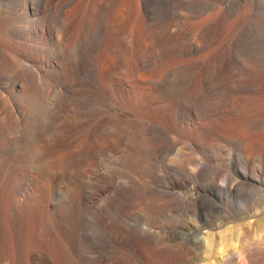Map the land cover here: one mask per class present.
I'll return each mask as SVG.
<instances>
[{"label":"rangeland","instance_id":"1","mask_svg":"<svg viewBox=\"0 0 264 264\" xmlns=\"http://www.w3.org/2000/svg\"><path fill=\"white\" fill-rule=\"evenodd\" d=\"M56 3V0H47L36 5L37 13H45L51 20L53 40L60 28H56L60 24L53 14ZM148 4H151L148 10L154 14L145 21L142 33L146 37L142 33L140 37L135 31L140 23V11L136 9L123 13L118 23H106L107 27L103 25L100 31H96L83 57L77 53L80 52L79 39L70 42L73 45L69 43L74 48L70 47L71 52L80 56L87 80L76 87V99L70 103L65 119L60 120L59 135L50 137L43 159L31 171L34 176L43 178L40 198L22 201L6 217L11 223L23 225L25 235L38 249L28 259V264H71L60 258L70 241L64 231L65 224L76 228L75 236L81 248L92 246L96 250L84 252L94 259L95 264H164L163 260L174 254L171 247H164L167 232L186 229L194 206L209 200L208 195L217 199L216 194L226 173H231L228 183L240 180L236 172L238 164L233 160L242 157L245 144L250 152L264 147V0H151ZM217 10L224 11V23L219 20ZM70 16L73 15L65 17L66 26L70 18L69 27L74 21ZM9 21L6 26H0V91L6 95L9 92L16 100L23 101L26 99L24 92L16 91L18 88L14 89L12 84L26 77L22 67L32 64L29 61L33 56L30 45L41 41L42 36L22 29L16 33L13 23L17 25L18 22ZM206 23H215L207 38L203 36ZM160 32L171 36L166 46L160 44L158 47L155 43ZM136 39L138 42L134 41ZM124 40L133 42L128 46ZM102 55L108 60L103 73L99 72L97 63ZM10 57L14 63L8 60ZM203 58L216 67L227 62L222 64L226 68L223 74L220 72L223 77L219 73V80L205 89L199 80L204 74L203 65L199 63ZM137 62L139 65L146 63L142 67L146 73L160 63H165L169 70L161 81L145 79L136 94L135 84L123 82V78L132 74ZM45 86L50 92L56 87L53 84ZM193 99L200 102L210 100L214 105L198 104L191 121L185 117L186 111L180 105L183 102L191 105ZM4 102H0V106H5L0 107V137L17 136L21 120H15L7 109L11 107L9 102ZM74 119H78L79 130L74 129ZM84 126L93 127L91 137ZM104 141L105 146H99ZM87 142L95 144L92 152L78 166L64 170L63 178L57 179L58 173L65 169L66 159L86 147ZM186 158L205 164L209 175L200 171L193 173L194 162L181 161ZM243 160L242 165L250 167L252 160L245 157ZM213 173L218 175L217 187L209 184ZM3 178L4 174H1L0 181ZM33 183L29 181L30 185ZM181 196L188 198L189 203L181 204ZM260 202L264 207V200ZM55 206L67 217L63 225L46 221ZM76 214L79 217L77 226L74 224ZM256 218L263 228L264 212L258 211ZM239 222L233 220L202 231L205 234L212 232L218 239L223 233L237 230ZM110 235L120 248L118 255L101 256L99 254L108 250ZM229 245L236 248V238ZM211 260L210 264H219L220 257Z\"/></svg>","mask_w":264,"mask_h":264},{"label":"bare ground","instance_id":"2","mask_svg":"<svg viewBox=\"0 0 264 264\" xmlns=\"http://www.w3.org/2000/svg\"><path fill=\"white\" fill-rule=\"evenodd\" d=\"M56 1H57L56 3L57 5L56 8L53 10L54 11L53 14L55 15L57 22L60 24V26L58 25V27L56 28L59 27L60 28L59 30H56L58 31V33L56 32L57 33L56 39L53 40L55 37L53 38L52 35L53 32L51 31V28L53 30V27L51 26L52 23L50 18H47V15L45 13L40 15L36 11V5L45 3L47 2V0H0V26H6V23L10 22L9 20H15L18 23L17 25L13 23L14 32L19 33L21 32L22 29V30L30 31L31 34L33 35H39L38 33H41L42 36L41 41L38 40L39 42H36L34 44H31L30 42L31 45L29 44L30 45L29 49L31 52L30 54H32L33 56L30 55L32 58L29 57V61L32 62V64L30 63L25 67H22V69L24 68V72H25L24 74H26V77L19 82L12 78L14 81L17 82L12 84L13 88L14 89L18 88L16 89V91L17 90L23 91L26 99L23 101L16 100L14 98L15 96L14 97L12 96L13 94L11 95L8 92V94L6 95L3 92H1L2 90L0 91V102H3L4 104L5 103L4 101H8L10 104L9 106L11 107L7 109H10L11 114L14 117H16L15 120L19 121L20 119L22 123L21 127L19 129L17 128L19 135L7 136L4 138L0 137V175L4 174L3 180L0 181V264H28V259L38 251L32 239L30 240L25 235L23 230L24 228L23 225L18 223H11L7 220L6 217L9 216L11 212L16 210V208L22 203V201L25 202L36 201L38 198H40L39 197L41 195L40 188L43 178L41 179L39 175L36 174L34 176L33 175L34 172L32 174L31 171L33 168H35L38 165L37 163L43 159L46 149H48L47 147L48 145H50L49 143L51 142L50 137L55 134L59 135L61 123H62V121L60 120L65 119V117L67 116L65 114L66 111H68L70 103L74 102V100L76 99L74 96V91L76 90V87H78V85L82 81L87 80V76H85L87 74L83 72L84 70H82L80 65L81 63L80 62L81 60L79 58L80 56L77 57L73 52H71L72 47L71 45L69 46V43L70 42L75 43L74 42L76 41L75 39L77 40L79 39L78 46L80 52L77 53H79V55L82 56L84 53L86 54L87 48L89 47L91 41L93 40L92 38L94 33L96 31H100L103 25L106 26L109 23L115 24L117 20L120 17H122L123 13L125 12L130 13L132 10H136V9L140 11L139 12L140 23L139 25L137 23V27L135 28V31L139 36L140 33L144 31L145 21L151 19V17H153L152 15L154 14L153 12L148 10L149 7L148 5H151L148 3L151 0H111V2L113 1L111 6L109 5L111 3L109 2L110 0H60V2H58V0ZM176 4L178 5V3ZM173 7L174 6H172L171 8ZM223 12H224L223 10L218 11L217 16L220 21H222L225 18L224 17L225 14ZM68 14L73 15L70 17H73L74 19L70 27L68 23L70 18L66 22L68 25L66 26L65 24V17ZM49 16L51 17V15ZM103 19H105L104 22ZM206 21L209 20H205L204 22ZM222 22L224 23V21ZM204 26H203L204 29L203 32L205 35L203 36H206L207 38V35H210V33H212V31L214 30L215 23L214 24L208 23L207 25ZM224 28L226 29V27ZM142 34H144V32ZM167 34L161 33V35L156 36L157 38L155 39L156 40L155 43L157 44L158 47H160L159 46L160 44L163 45L165 44V46L168 44V43L166 44V42L167 40L169 42V38L171 36ZM134 36L136 37V35ZM143 37H146V34H144ZM203 38L205 39V37ZM140 39L141 38H139L138 40L140 41ZM142 39L140 42H142ZM134 41H137V39ZM203 41L205 40H202V42ZM124 42L128 46H130L133 41L131 42L128 40L127 41L124 40ZM73 43L70 44L73 45ZM149 45L153 46V44L152 45L149 44ZM217 55L218 54H216L215 56ZM34 56L37 58H35ZM12 59L13 58L11 57L10 59L8 58V60L14 63L15 60L12 61ZM8 60L6 62L10 65L11 62L9 63ZM107 61L108 60L106 56L102 55L100 57L99 62H97L99 63V72L103 73L106 71V67L108 63ZM165 62L167 61L165 60ZM199 63L203 65V73H204L202 77L199 76V78H201L199 80H200V84H202V87H204L203 89H205V86L208 87L209 84H213L214 82L219 80V77L223 74L225 67L222 66L223 63H221V66L219 65V67H216L217 65L215 66V64H213L212 62L205 61L204 58L203 61ZM226 63L224 62V64ZM160 64L158 66H155L151 70L149 69L150 71L146 73L143 70V68L146 66V63L143 62L139 65V63L137 62V65H135V68H133L134 70L132 74L130 75L127 74L126 78L125 79L123 78V82L130 81L134 83L135 84L134 92L137 94L140 88V83L143 82L145 79L149 78L152 81L155 80L158 82L163 80V78H165L164 75L168 72L169 68L168 66L165 65V63H163L162 65ZM7 67L9 66L7 65ZM13 68L14 67H12V69ZM221 71L222 74L220 73ZM219 73L221 74L220 76H218ZM46 84H53L56 86L53 89V92L48 91L50 89L48 90L45 89ZM19 94H21V92ZM88 95L89 94H87V96ZM11 98L12 101H10ZM192 101L193 102L191 105L184 104V102L180 105L182 107L181 109L186 111L185 117L191 121L195 114V111L197 110L198 104L199 105L206 104L208 106L214 105L213 102H209L210 100L205 102L204 101L200 102L197 99H193ZM4 110L8 112V110L6 109ZM251 119L254 120L253 118ZM77 120L75 119L73 120L74 123L73 125L75 127L74 128L75 130L77 129L79 130V126H80ZM237 127L238 126H236V128ZM241 127L244 128L243 125ZM83 129H86L88 135L91 137L90 130L93 129V127L86 128L84 126ZM92 131L93 130H91V132ZM80 133H82V131H80ZM91 141H93V138L91 139ZM88 142L86 147H84L80 151L74 152L71 156H69L66 159L65 169H63L58 173L57 179L63 178L64 170L73 168L74 166L76 167V165L79 162L85 159L86 156L90 152H92L93 149L92 145L94 143L92 142L93 144L91 145ZM101 144L102 146H105V141L104 143L100 142L99 146ZM244 146H245L243 150L244 154L242 155V157L243 158L245 157V159L250 158L252 160L250 161V167L245 168L242 165L243 163H245L242 157L239 160H233L234 161L233 163L237 162L236 164H238V168L236 169V172L239 175L240 180H236L233 183H228L227 178L230 177L231 173L230 172L226 173L224 179L222 180V183L224 184V186L225 185L226 186L223 187V184L221 183L222 187L216 194L217 199L213 196L208 195L207 198H209V200L204 201L202 203H200L199 201L200 204L194 206L191 212L192 218L190 219L189 224L186 226V229L184 230L177 229L173 232H167L168 238L166 239V241H164V247L165 246L171 247L173 249L174 254L168 259L163 260L161 258L164 264H210L212 261L211 260L212 257H216V258L220 257V260L218 261L219 264H253L256 262L260 264H264V223H263V228H260V225L258 224L256 218L258 211L264 212V207H262L259 204L261 200L262 201L264 200V147L258 150H254L253 152L252 151L250 152L248 150V145L245 144ZM188 159L186 158L181 161L184 163L186 162L187 164L194 162L193 166L195 171L193 173L196 174V172L200 171V172H205L207 175H209L208 174L209 169L205 167V164L198 161L195 162L194 159H190V160ZM17 162H20L21 165L19 164L17 165ZM46 163L48 166H50V162L48 160L46 161ZM214 173L213 176L211 175L210 177L209 184L217 187L219 186V183L217 182L218 175L217 173L216 174ZM31 180L34 181L33 185L29 184V181ZM183 195H185V193ZM186 197H191V196L187 195ZM186 197L181 196V200H182L181 204L189 203L187 200L188 198ZM74 217H75L74 224L77 226L79 217L77 216V214ZM66 218L67 217L63 216L59 208L55 206L52 212L47 215L46 221H49L50 223L53 224L55 223L56 225L59 226V225H63L64 222H66ZM251 218L253 219L251 220ZM233 220L240 221L238 224L239 225L238 229L230 230V232L223 233L220 235L218 239L214 237V234L212 232H208L205 234L202 231L204 229H210V227L212 226H220L227 224L229 222H232ZM63 226L66 228V230L64 231L65 232L67 231L70 237L69 238L70 241L65 247V249H63V252L61 253L62 257L60 255V258L63 259L61 260L65 262L67 261L71 264H95L94 259L90 258L89 255L84 254V252H88V253L93 252V250L95 249H93L92 246H91L92 248L88 246L81 248L80 246L81 244L79 245L75 236L76 228L73 226L66 227V224ZM63 226L62 228H64ZM234 238H236V240L238 241V246L236 248L229 245V242H231V240ZM60 247L59 249H61ZM106 247H107L106 249H108L106 253L103 252L104 253L103 254L102 252H100L102 254L99 253L98 254L107 257H113L118 255L120 248L116 245L111 235L108 240V246ZM155 260L157 259L155 258Z\"/></svg>","mask_w":264,"mask_h":264}]
</instances>
